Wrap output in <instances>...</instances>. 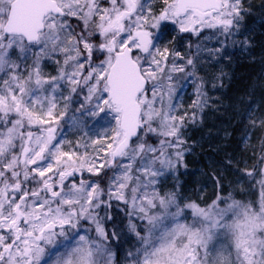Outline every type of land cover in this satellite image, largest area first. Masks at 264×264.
Instances as JSON below:
<instances>
[{
    "label": "snow or ice",
    "instance_id": "6c2138e0",
    "mask_svg": "<svg viewBox=\"0 0 264 264\" xmlns=\"http://www.w3.org/2000/svg\"><path fill=\"white\" fill-rule=\"evenodd\" d=\"M151 3L0 0V264H113L96 212L103 204L108 215L112 200L125 206L140 241L129 264H264V178L258 200L217 194L203 207L158 187L185 151L172 75L184 67L160 46L162 22L197 36L205 28L234 35L242 0H162L155 14ZM46 59L60 65L57 75L42 72ZM205 95L198 83L193 107L202 109ZM77 112L106 127L77 143L83 151H64L60 133L76 126ZM105 166L106 190L83 178ZM82 220L101 239L90 238Z\"/></svg>",
    "mask_w": 264,
    "mask_h": 264
},
{
    "label": "rangeland",
    "instance_id": "374dc122",
    "mask_svg": "<svg viewBox=\"0 0 264 264\" xmlns=\"http://www.w3.org/2000/svg\"><path fill=\"white\" fill-rule=\"evenodd\" d=\"M252 5V0H242V19L239 21V27L235 31L234 35H223L220 34L219 29H207L205 28L197 36L193 33H182L179 32L178 28L172 25L170 22H162L161 30L164 31V25L167 24V30L164 38L161 42V48L167 47L169 49V63L175 59V63L178 66L184 67V72H175L173 75V84L176 86L177 91L174 94L173 103L177 105V115H184V128H182L183 139L185 144L183 145L184 158L180 166L175 171H169L164 177L161 178L162 183L158 185L161 191H177L179 193V199L184 202H195L200 206H206L210 204L217 194L226 196L231 194L235 199L244 202L258 200L261 185L260 180L262 177L259 167L251 168L248 170L254 174L248 176L245 174L244 168L252 166V162H244L241 167V173L234 171L226 163L225 167L218 165L217 162L211 161L207 156L204 155L206 165H209V169L202 168L201 159L189 160L188 156L192 154V150L189 149V141L192 139L193 134L198 133L202 138L225 140L228 142L229 135L227 128L235 119L234 116H228V112H232L230 98L228 95L230 86V63H231V51L234 47L240 45L237 41L242 37V26L244 25L245 15ZM163 6L162 0H152L150 5L153 13H158L160 8ZM73 26L76 27V31L80 30L78 24L74 18L72 20ZM264 43V34L262 36ZM219 49V51H217ZM178 52L180 55L173 57V53ZM61 63H62V58ZM192 59L194 65V74L189 76L187 73L193 72V65H188L187 60ZM60 65L51 60H44L42 63V72L48 76H55L58 74ZM168 71V69H165ZM198 83L203 84V92L206 94L201 98V103L204 104L202 109L193 107V102L196 100V87ZM223 94V95H222ZM219 95V97L217 96ZM222 95V96H221ZM223 97L225 103L223 104ZM73 99H77L75 96ZM82 99V97H80ZM223 104V106L220 105ZM77 107L73 104L68 109V114L61 120V125H64V121L73 114V108ZM237 107V106H235ZM235 110V109H234ZM255 109L251 108V112ZM61 109H57V112ZM220 112L221 115L217 113ZM195 114V120L193 122V115ZM101 116L104 114L101 113ZM77 124L75 127H65L63 133L67 139V143L63 145L64 151L77 150L83 151V148L77 149V143L80 145L86 142L90 143L91 139H96L97 134L103 131V127L99 122V117H91L82 115L80 112L76 113ZM225 116V120L223 118ZM215 121L218 126H215ZM226 130L224 131V129ZM212 130H215L214 132ZM225 132L223 134V132ZM59 131V130H58ZM87 133V135H85ZM108 141H102L101 143H107ZM195 142L193 145L195 146ZM100 144L94 147H100ZM199 146V143L196 144ZM89 153L93 152L92 148H89ZM221 166V167H220ZM260 166V162H259ZM259 170V173L257 172ZM247 172V173H248ZM87 178L86 180L98 181L102 189H107L108 180L111 178L112 169L107 170V166L101 170L100 175H92L85 171L83 173ZM220 181L223 185L218 184L216 181ZM102 199H104L102 197ZM116 204V209L121 207L127 213L125 206L116 200L111 201ZM104 206L103 204L101 207ZM102 212L101 209H97L96 212ZM103 216H106L103 212ZM136 220L135 217L132 218ZM129 221V216L126 215V223ZM139 221V220H138ZM106 233L109 234V239L106 242L107 246L112 251V245L116 246L118 243L117 238L113 237L111 231L108 228L105 229L104 224L100 222ZM83 229L88 230V235L93 239H101L96 231L95 225L88 221H81ZM128 226V224H127ZM139 230V228H138ZM83 234V232L81 233ZM143 235V232L141 233ZM115 243V244H114ZM135 251L140 247L139 239L134 240ZM134 251V252H135ZM114 255V259H115ZM134 257L132 256V259ZM131 259V260H132Z\"/></svg>",
    "mask_w": 264,
    "mask_h": 264
},
{
    "label": "trees",
    "instance_id": "16d2710c",
    "mask_svg": "<svg viewBox=\"0 0 264 264\" xmlns=\"http://www.w3.org/2000/svg\"><path fill=\"white\" fill-rule=\"evenodd\" d=\"M243 22L244 25L241 29L243 35L237 41L240 45L234 47L231 51L228 92L231 106L234 108H231V113H227V117L231 115L235 119L227 130L224 129L229 135V140L228 142L217 140V138L205 140L201 137L203 135L200 136L195 133L189 141L188 150L193 152L188 156V159L204 160L205 155L222 167H225L226 163L229 162L231 164L229 167L238 173H241L240 169L244 162H252V166L244 168L243 172L247 174L251 168L259 167L260 169L262 167L261 164L259 166V162L262 149L261 142L264 141V126L259 123L254 125L252 121L264 119V43L262 41L264 34V0H252V5L247 11ZM217 96L219 97V95ZM224 103L225 98L223 97ZM223 104L219 105L223 106ZM251 108L255 110L251 112ZM217 114L221 115L220 112ZM217 122L215 121V126L222 123ZM194 142L199 143V146H196V144L194 146ZM205 162L206 160L201 162L202 168L209 169V165H206ZM257 172L259 173V170ZM216 180L218 184L223 185L220 182L222 180ZM100 209L102 212H97V219L104 224L105 229L108 228L117 233L118 243L116 246L112 245V252L116 255L113 264H129L132 259L129 253L135 251L133 242L139 238L128 229L126 211L121 207L116 209V204L113 203L112 207L107 209L108 215L106 216H103L105 206ZM133 222L137 223L138 228L143 223L138 220Z\"/></svg>",
    "mask_w": 264,
    "mask_h": 264
},
{
    "label": "flooded vegetation",
    "instance_id": "af4514ba",
    "mask_svg": "<svg viewBox=\"0 0 264 264\" xmlns=\"http://www.w3.org/2000/svg\"><path fill=\"white\" fill-rule=\"evenodd\" d=\"M80 176H81V174L77 173V174H75L74 177H69L68 180L71 181V180L75 179L78 181L80 179ZM83 178L86 179L87 177L83 174Z\"/></svg>",
    "mask_w": 264,
    "mask_h": 264
},
{
    "label": "bare ground",
    "instance_id": "6f19581e",
    "mask_svg": "<svg viewBox=\"0 0 264 264\" xmlns=\"http://www.w3.org/2000/svg\"><path fill=\"white\" fill-rule=\"evenodd\" d=\"M228 95H229V92H228Z\"/></svg>",
    "mask_w": 264,
    "mask_h": 264
}]
</instances>
